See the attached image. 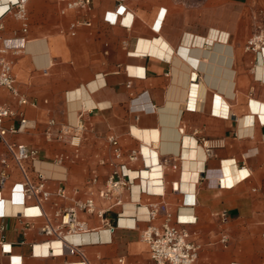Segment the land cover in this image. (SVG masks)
Here are the masks:
<instances>
[{"label":"crops","instance_id":"crops-1","mask_svg":"<svg viewBox=\"0 0 264 264\" xmlns=\"http://www.w3.org/2000/svg\"><path fill=\"white\" fill-rule=\"evenodd\" d=\"M69 1L28 0L26 31L11 14L0 19V50L28 99L21 104L0 89V106L15 112L5 126L28 122L7 138L39 149L27 168L34 180L38 172L46 178L52 197L42 209L53 220L55 202L68 206L84 198L94 177L97 194L121 163L131 172L160 164L163 195L143 193L135 184L122 205L98 199L110 225L119 215L134 224L119 222L111 231L81 212L87 232L53 244L55 254L33 255V244L51 238L42 231L44 217L23 215L39 208L22 193V173L0 139V173L6 176L0 264H120V258L155 264L141 237L148 213L157 209L153 222L161 223L168 215L180 217L183 207L195 216L186 227L200 244L197 264H264V50L246 48L264 29V0H92L89 8L68 9ZM225 106V114L213 111ZM111 136L123 152L119 159ZM184 165L188 173L198 171L189 196L173 188L183 181ZM159 174L152 171L150 178ZM235 174L241 175L235 183H219L220 176L233 180ZM60 188L66 198L56 196Z\"/></svg>","mask_w":264,"mask_h":264},{"label":"built area","instance_id":"built-area-1","mask_svg":"<svg viewBox=\"0 0 264 264\" xmlns=\"http://www.w3.org/2000/svg\"><path fill=\"white\" fill-rule=\"evenodd\" d=\"M27 2L28 0H6L5 9L0 13V19L7 14H11L22 24V29L27 30L28 26V14H27ZM92 0H70L67 3L68 9L75 8H89ZM76 25L74 24L73 27ZM1 27V26H0ZM247 50L259 52L264 50V29H261L254 33L246 44ZM7 88L15 96L19 97L21 104H27L28 99L20 95L16 86V76L13 73V62L8 60L2 55L0 50V89ZM15 112L7 105L0 106V139L6 144L11 159L15 162L16 166L20 169L23 181L20 183L21 191L25 196L33 197L36 200V207L39 208V212L28 214L23 212V215L30 217H44L45 223L42 226V231L50 236L51 239L44 241L40 244L32 245V253L36 256H49L55 254L52 243L60 241L65 243V239L68 235L84 233L89 230V224L87 220L80 218V213L84 212L90 216H96L103 224L110 226L111 231H114L119 226L121 216L117 218L116 226L110 225L105 214L108 211L106 208L98 207V199L100 200H113L114 204H123V195L125 191H131L132 186L140 185L141 192L150 194L151 190L146 184H144L143 172L144 170H154L158 168L160 174L155 176L152 180L157 183L158 186H163L164 174L160 164L151 165L134 171L135 175H132L130 169L126 164L121 163L117 166H113L114 170L108 176L103 185L97 189V194H94L92 187L98 182V178L94 177L89 180V192L84 198H78L72 205L59 206L57 202L54 205L57 207L55 212V219L49 218L45 211L42 209V202L50 201L52 192L46 187V178L40 172L37 174V179L34 180L29 174L27 163L29 161H35L39 157V149L30 147L24 143H15L8 140L7 135L9 132L22 131L28 124L25 118L20 120L19 125L16 127L7 128L5 121L12 118ZM82 128V125L77 127ZM110 142L113 146V153L115 158L122 157L123 152L121 150L118 139L115 136L110 137ZM81 141V135L79 133L74 134L72 137V144L78 146ZM138 151H132L131 158H136ZM175 168L176 165H173ZM6 176L4 173H0V186L5 182ZM148 180V178H145ZM174 190L178 191L179 183H173ZM155 194L163 195V191H155ZM56 196L60 198H66V191L60 188L56 192ZM157 209L149 211L148 213V225L142 231V239L149 245L150 256L155 264H197L200 244L192 238L191 232L187 229L186 225L192 222H183L180 220L179 215L175 220L171 215H168L161 223L153 222V219L157 217ZM22 215V213H21ZM221 219L223 222L227 221V216L222 213ZM4 228V227H3ZM228 237L225 235L222 238V242L227 244ZM48 244V254H40L36 252V248L40 245ZM74 252V248H67L62 251ZM60 252V253H62ZM86 263V262H84ZM120 264H126L123 258L119 259Z\"/></svg>","mask_w":264,"mask_h":264},{"label":"bare ground","instance_id":"bare-ground-1","mask_svg":"<svg viewBox=\"0 0 264 264\" xmlns=\"http://www.w3.org/2000/svg\"><path fill=\"white\" fill-rule=\"evenodd\" d=\"M226 108H227V106H225L224 109H222L221 111L220 110L218 111V110H215V109H213V111L215 113L225 114L226 110H227ZM144 152L148 153L149 152L148 148L144 147ZM150 162H151V160H150ZM185 167L186 166L184 165L183 181L181 182V184H179V187H181L182 190L187 191L188 192L187 196H189L192 193V190H193V178H194L193 176L198 174V171H192V172L189 171V173H188V171L185 169ZM152 171L160 173V171H158V168H156V169H154ZM152 171L149 170L148 177H147L148 180L143 177L144 178V180H143L144 184H146V186H148L150 190L161 191L162 190V186H158L157 183H155L156 185H154V180H152V178H150V175H151ZM131 174L135 175L136 173L132 172ZM220 177H221V180L219 181V183H221L222 185H225V186H229V185L233 184V182L235 183L241 177V175L240 174H235L233 180H230L231 176L230 177H224V178H222V176H220ZM145 217H147V213H146ZM122 220H126L127 222L122 224L121 223ZM128 220H132V219L129 218V217H122L121 220H120V224L121 225H130V226L134 224L133 220H132L133 221L132 223H129ZM180 220L183 221V222H194L195 221V216L193 215V213H192L190 208L183 207L181 209ZM56 243H63V242L56 241V242L52 243V246H53V244H56ZM42 246L44 247V252H40V254H48L49 252H52L51 250H49L48 244H44ZM65 249H67V248H65ZM75 264H87V263L79 262V263H75Z\"/></svg>","mask_w":264,"mask_h":264},{"label":"rangeland","instance_id":"rangeland-1","mask_svg":"<svg viewBox=\"0 0 264 264\" xmlns=\"http://www.w3.org/2000/svg\"><path fill=\"white\" fill-rule=\"evenodd\" d=\"M16 20H17V19H16ZM17 21H18V20H17ZM260 30H261V29H260ZM257 31H259V30H256L254 33H256ZM254 33H253V34H254Z\"/></svg>","mask_w":264,"mask_h":264}]
</instances>
